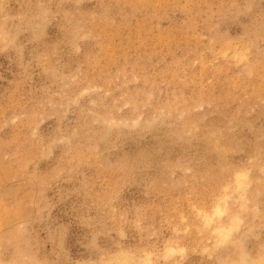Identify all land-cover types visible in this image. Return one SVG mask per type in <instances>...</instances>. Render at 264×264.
Instances as JSON below:
<instances>
[{
	"label": "rangeland",
	"instance_id": "374dc122",
	"mask_svg": "<svg viewBox=\"0 0 264 264\" xmlns=\"http://www.w3.org/2000/svg\"><path fill=\"white\" fill-rule=\"evenodd\" d=\"M0 264H264V0H0Z\"/></svg>",
	"mask_w": 264,
	"mask_h": 264
}]
</instances>
